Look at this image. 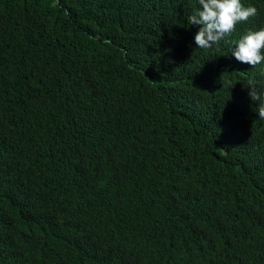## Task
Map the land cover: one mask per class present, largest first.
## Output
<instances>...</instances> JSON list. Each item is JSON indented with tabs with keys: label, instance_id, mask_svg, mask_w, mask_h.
I'll return each instance as SVG.
<instances>
[{
	"label": "trees",
	"instance_id": "16d2710c",
	"mask_svg": "<svg viewBox=\"0 0 264 264\" xmlns=\"http://www.w3.org/2000/svg\"><path fill=\"white\" fill-rule=\"evenodd\" d=\"M241 3L202 49L198 0H0V264H264Z\"/></svg>",
	"mask_w": 264,
	"mask_h": 264
},
{
	"label": "clouds",
	"instance_id": "9594fccd",
	"mask_svg": "<svg viewBox=\"0 0 264 264\" xmlns=\"http://www.w3.org/2000/svg\"><path fill=\"white\" fill-rule=\"evenodd\" d=\"M199 7L187 16L190 25H199L194 35L196 47L210 49L219 46L225 37L236 31L237 24L257 15L254 6L245 7L241 0H198ZM232 55L241 63L255 67L264 62V28L248 31L236 42ZM249 95L260 101L264 90L249 82ZM258 116L264 119V108H258Z\"/></svg>",
	"mask_w": 264,
	"mask_h": 264
}]
</instances>
